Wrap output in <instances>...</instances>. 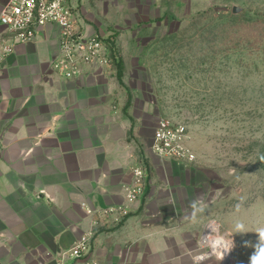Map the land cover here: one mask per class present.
<instances>
[{
	"label": "crops",
	"instance_id": "crops-1",
	"mask_svg": "<svg viewBox=\"0 0 264 264\" xmlns=\"http://www.w3.org/2000/svg\"><path fill=\"white\" fill-rule=\"evenodd\" d=\"M159 1L70 0L110 60L73 78L52 64L57 25L13 44L0 24V264H193L201 251L204 179L193 162L152 153L157 121L118 73L128 52L144 51L126 39L143 36ZM138 165L146 189L129 201ZM82 240L88 255L71 258Z\"/></svg>",
	"mask_w": 264,
	"mask_h": 264
},
{
	"label": "rangeland",
	"instance_id": "rangeland-1",
	"mask_svg": "<svg viewBox=\"0 0 264 264\" xmlns=\"http://www.w3.org/2000/svg\"><path fill=\"white\" fill-rule=\"evenodd\" d=\"M159 2L143 36L126 39L145 49L126 54L125 88L151 122L187 125L192 164L207 189L197 204L202 234L213 224V235L235 245L214 264H249L254 249L245 242L254 244L264 227V0ZM237 222L247 233L234 232ZM200 248L197 255L210 246Z\"/></svg>",
	"mask_w": 264,
	"mask_h": 264
},
{
	"label": "built area",
	"instance_id": "built-area-1",
	"mask_svg": "<svg viewBox=\"0 0 264 264\" xmlns=\"http://www.w3.org/2000/svg\"><path fill=\"white\" fill-rule=\"evenodd\" d=\"M78 16L77 7L70 0H9L0 12V24L5 27L13 44L32 41L40 28L48 24L57 25L59 53L52 64L61 76L73 78L82 73L83 65L110 62L106 55L108 44L98 34L86 35ZM10 51L11 47L6 45L5 52ZM188 139L185 123L162 117L156 123L150 150L160 157L194 162L196 154L188 145ZM132 173L133 183L126 187V198L129 201L137 200L145 193L148 181L144 167L135 166ZM205 233L202 245L211 246L204 242ZM89 251L90 245L82 240L71 246L68 253L71 258L79 259L87 256ZM87 264L98 262L91 260Z\"/></svg>",
	"mask_w": 264,
	"mask_h": 264
},
{
	"label": "clouds",
	"instance_id": "clouds-1",
	"mask_svg": "<svg viewBox=\"0 0 264 264\" xmlns=\"http://www.w3.org/2000/svg\"><path fill=\"white\" fill-rule=\"evenodd\" d=\"M192 206L195 208L196 203L193 202ZM234 232L238 234L247 233L245 225L241 222H237L234 226ZM255 234L257 236L256 242L253 244L250 241L245 242L246 247H252L254 251L249 257V264H264V227L256 229ZM234 240L227 238L224 235L218 236L213 240L209 252L201 253L193 256V264H203L204 261L215 258L217 261H222L226 255H228L234 248Z\"/></svg>",
	"mask_w": 264,
	"mask_h": 264
},
{
	"label": "bare ground",
	"instance_id": "bare-ground-1",
	"mask_svg": "<svg viewBox=\"0 0 264 264\" xmlns=\"http://www.w3.org/2000/svg\"><path fill=\"white\" fill-rule=\"evenodd\" d=\"M214 227L213 224L209 225L208 229L206 230L205 236H204V242L212 244L213 240H215L218 236L213 235ZM230 254V253H229ZM228 255L225 256L224 259L228 258Z\"/></svg>",
	"mask_w": 264,
	"mask_h": 264
},
{
	"label": "trees",
	"instance_id": "trees-1",
	"mask_svg": "<svg viewBox=\"0 0 264 264\" xmlns=\"http://www.w3.org/2000/svg\"><path fill=\"white\" fill-rule=\"evenodd\" d=\"M122 61L121 60H119V62H118V73H119V77H121V75H122Z\"/></svg>",
	"mask_w": 264,
	"mask_h": 264
},
{
	"label": "water",
	"instance_id": "water-1",
	"mask_svg": "<svg viewBox=\"0 0 264 264\" xmlns=\"http://www.w3.org/2000/svg\"><path fill=\"white\" fill-rule=\"evenodd\" d=\"M241 11H242V9H241L240 7H238V6H234L233 9H232V12H233L234 14H237V13H239V12H241Z\"/></svg>",
	"mask_w": 264,
	"mask_h": 264
}]
</instances>
